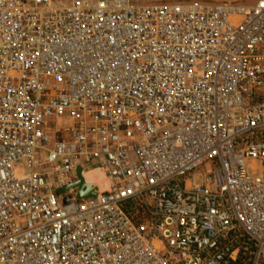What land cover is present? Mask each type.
<instances>
[{
    "label": "built area",
    "instance_id": "1",
    "mask_svg": "<svg viewBox=\"0 0 264 264\" xmlns=\"http://www.w3.org/2000/svg\"><path fill=\"white\" fill-rule=\"evenodd\" d=\"M0 264H264V0H0Z\"/></svg>",
    "mask_w": 264,
    "mask_h": 264
},
{
    "label": "rangeland",
    "instance_id": "2",
    "mask_svg": "<svg viewBox=\"0 0 264 264\" xmlns=\"http://www.w3.org/2000/svg\"><path fill=\"white\" fill-rule=\"evenodd\" d=\"M136 2H167V1H175V0H134ZM183 1V0H182ZM184 1H212V2H223V1H233V2H240V3H244L247 5H251L253 4L256 0H184ZM124 205L127 206L128 210H130V212H135L134 214L137 216V218H140V220L145 219V213L143 212V210H139L137 208V202L132 200V201H128L123 203V208ZM126 211V210H125ZM139 212V213H138ZM128 213V212H127ZM138 213V214H137ZM132 215V214H131Z\"/></svg>",
    "mask_w": 264,
    "mask_h": 264
},
{
    "label": "bare ground",
    "instance_id": "3",
    "mask_svg": "<svg viewBox=\"0 0 264 264\" xmlns=\"http://www.w3.org/2000/svg\"><path fill=\"white\" fill-rule=\"evenodd\" d=\"M84 177L89 183H92L95 186L97 185L99 187H102V185L106 183V178L99 169H94L85 172Z\"/></svg>",
    "mask_w": 264,
    "mask_h": 264
},
{
    "label": "water",
    "instance_id": "4",
    "mask_svg": "<svg viewBox=\"0 0 264 264\" xmlns=\"http://www.w3.org/2000/svg\"><path fill=\"white\" fill-rule=\"evenodd\" d=\"M78 176H79V180L77 182V185L79 186L80 190H79V194L78 196L79 197H89V196H92L94 194V188L85 183L82 176L80 175V170L78 169Z\"/></svg>",
    "mask_w": 264,
    "mask_h": 264
},
{
    "label": "trees",
    "instance_id": "5",
    "mask_svg": "<svg viewBox=\"0 0 264 264\" xmlns=\"http://www.w3.org/2000/svg\"><path fill=\"white\" fill-rule=\"evenodd\" d=\"M128 201H132V200H128ZM128 201H126V202H128ZM137 208L139 209V210H141L142 208L139 206V205H137ZM124 209L126 210V212H128L130 215L132 214V216H133V218L135 219V220H139V219H137V217H136V215L134 214L135 212L133 211V212H130V210H128V208H127V206L126 205H124ZM139 213V212H138ZM137 213V214H138Z\"/></svg>",
    "mask_w": 264,
    "mask_h": 264
}]
</instances>
